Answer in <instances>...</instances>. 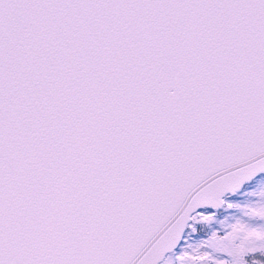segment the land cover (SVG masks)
<instances>
[{
  "label": "snow or ice",
  "instance_id": "snow-or-ice-1",
  "mask_svg": "<svg viewBox=\"0 0 264 264\" xmlns=\"http://www.w3.org/2000/svg\"><path fill=\"white\" fill-rule=\"evenodd\" d=\"M0 264H264V0H0Z\"/></svg>",
  "mask_w": 264,
  "mask_h": 264
},
{
  "label": "rangeland",
  "instance_id": "rangeland-1",
  "mask_svg": "<svg viewBox=\"0 0 264 264\" xmlns=\"http://www.w3.org/2000/svg\"><path fill=\"white\" fill-rule=\"evenodd\" d=\"M253 190L259 191V186L257 184H252L249 185L246 189H245V193H251ZM239 200H241V202H246L248 200H252V199H256V197H253L251 195H247V194H241L238 197Z\"/></svg>",
  "mask_w": 264,
  "mask_h": 264
}]
</instances>
